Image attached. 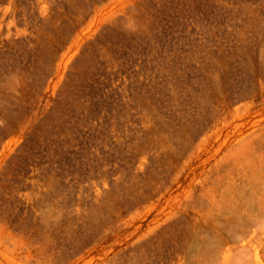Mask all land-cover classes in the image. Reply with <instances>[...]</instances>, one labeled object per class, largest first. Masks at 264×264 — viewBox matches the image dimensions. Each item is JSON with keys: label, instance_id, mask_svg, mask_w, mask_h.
Wrapping results in <instances>:
<instances>
[{"label": "rangeland", "instance_id": "374dc122", "mask_svg": "<svg viewBox=\"0 0 264 264\" xmlns=\"http://www.w3.org/2000/svg\"><path fill=\"white\" fill-rule=\"evenodd\" d=\"M0 264H264V0H0Z\"/></svg>", "mask_w": 264, "mask_h": 264}]
</instances>
